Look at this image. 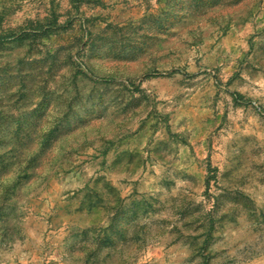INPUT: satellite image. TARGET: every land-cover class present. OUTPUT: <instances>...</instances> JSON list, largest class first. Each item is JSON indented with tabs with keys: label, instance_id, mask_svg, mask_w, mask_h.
Here are the masks:
<instances>
[{
	"label": "clouds",
	"instance_id": "obj_1",
	"mask_svg": "<svg viewBox=\"0 0 264 264\" xmlns=\"http://www.w3.org/2000/svg\"><path fill=\"white\" fill-rule=\"evenodd\" d=\"M0 264H264V0H0Z\"/></svg>",
	"mask_w": 264,
	"mask_h": 264
}]
</instances>
